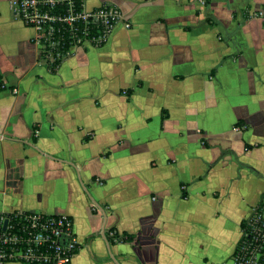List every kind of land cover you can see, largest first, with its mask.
Instances as JSON below:
<instances>
[{"label":"crops","instance_id":"1","mask_svg":"<svg viewBox=\"0 0 264 264\" xmlns=\"http://www.w3.org/2000/svg\"><path fill=\"white\" fill-rule=\"evenodd\" d=\"M12 1L0 218L68 217L70 264H233L241 224L264 216V0H84L130 28L54 68Z\"/></svg>","mask_w":264,"mask_h":264},{"label":"built area","instance_id":"2","mask_svg":"<svg viewBox=\"0 0 264 264\" xmlns=\"http://www.w3.org/2000/svg\"><path fill=\"white\" fill-rule=\"evenodd\" d=\"M84 0H13L14 15L24 25L35 29L36 42L42 56L53 65L70 54L71 50L99 47L105 44L113 28L130 24L120 11L102 5L86 11ZM264 19V11L251 14ZM63 32L71 42L67 51L60 50ZM14 221L0 218L7 225L0 233V264H70L78 251L72 221L63 215L15 214ZM241 238L232 254L233 264H264V216L261 207L253 209L245 220ZM250 236V240L245 238Z\"/></svg>","mask_w":264,"mask_h":264},{"label":"trees","instance_id":"3","mask_svg":"<svg viewBox=\"0 0 264 264\" xmlns=\"http://www.w3.org/2000/svg\"><path fill=\"white\" fill-rule=\"evenodd\" d=\"M79 2H80V0H78ZM64 34L62 35V42H63V44H61V46H60V50L62 51V52H65V51H67V49L69 48V44H70V42H71V39L69 38V34L67 33V32H63ZM43 58H45L44 56H42ZM56 64H58L57 62L54 64V65H56ZM54 65H53V67H51V68H54ZM260 207V206H259ZM5 219H8V221H9V224H12L13 223V221H14V218L12 217V215L11 216H7V217H5ZM2 223H1V221H0V233H1V228H2ZM246 227H247V224L245 223V221L241 224V230L242 231H245V229H246ZM246 240H250V236H247L246 238H245Z\"/></svg>","mask_w":264,"mask_h":264},{"label":"water","instance_id":"4","mask_svg":"<svg viewBox=\"0 0 264 264\" xmlns=\"http://www.w3.org/2000/svg\"><path fill=\"white\" fill-rule=\"evenodd\" d=\"M6 225H7V221L5 220L4 223H3V228H2L3 231L5 230Z\"/></svg>","mask_w":264,"mask_h":264}]
</instances>
